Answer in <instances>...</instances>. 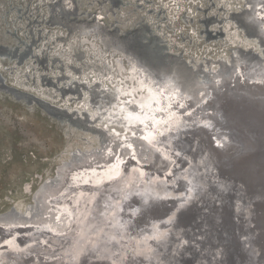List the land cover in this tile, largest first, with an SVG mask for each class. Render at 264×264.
Listing matches in <instances>:
<instances>
[{
	"label": "rangeland",
	"instance_id": "obj_1",
	"mask_svg": "<svg viewBox=\"0 0 264 264\" xmlns=\"http://www.w3.org/2000/svg\"><path fill=\"white\" fill-rule=\"evenodd\" d=\"M247 1L0 0V238L13 229L21 231L19 251L0 244L4 252L0 264L71 261L80 250L81 224L58 228L53 219L75 216L82 195L90 209L86 240L92 245L85 264H123L127 258L124 264H160L175 239L167 238L163 247L161 236L148 233L147 239V233H140L130 235L132 246L118 249L116 255L100 249L111 230L127 226L107 202L117 191L123 196L121 188L134 170L129 152L120 146L119 136L126 139L128 130L118 106L133 107L134 102L124 103L131 100L127 93L135 98L139 77L159 95L166 94V83L176 91L174 102L187 99L190 108L198 111L212 101L210 91L238 81L239 63L249 74H264V51L258 60L241 48H252L245 43L254 39L259 45L264 41L263 34L254 36L258 29L247 10V4L253 3ZM83 105L94 122L64 108ZM169 110L165 106L150 112L145 127L133 130L146 131L157 114L162 117ZM192 129L185 120L176 130V154L186 149L184 136ZM140 143L135 140L142 151ZM114 158L124 167V174L113 179L117 181H104L101 186L84 181L89 173L93 176L109 168ZM166 162L154 154H141L137 163L145 177L132 176L128 185L164 175L169 168ZM92 176L88 179H95ZM41 185L46 186L44 193L36 196ZM95 193L101 196L99 204L93 199ZM62 207L69 213L60 212ZM124 210L131 214L130 206ZM47 221L55 225L51 235L37 229ZM169 223L166 226L173 231Z\"/></svg>",
	"mask_w": 264,
	"mask_h": 264
},
{
	"label": "bare ground",
	"instance_id": "obj_2",
	"mask_svg": "<svg viewBox=\"0 0 264 264\" xmlns=\"http://www.w3.org/2000/svg\"><path fill=\"white\" fill-rule=\"evenodd\" d=\"M247 2L253 3L247 4V10L258 29L254 36L261 37V34L264 35V0H257L255 5L254 0ZM255 41L257 40L245 44H251L262 53L264 41L263 45ZM254 55L255 59H261L259 54L254 52ZM239 64L240 67L235 69V72L241 73V76L237 74L238 81L210 91L212 101L204 102L198 111L190 108L187 99L174 102L176 91L166 83V94L159 95L143 77H139L141 85L133 89L138 95L134 91L135 98H131V93H127L126 97L131 100L124 103L128 105L134 102L133 107L128 109L126 105L118 106L123 111L125 128L128 130L126 139L119 136L122 142L120 146H123V152H129L133 174L131 172L128 175L121 188L122 197L117 195V191L106 200L110 207L115 208L118 221H125L127 226L123 230H111L100 249L107 250L109 255H116L118 249L132 246L131 236L147 233L148 239L151 236L148 233H152L166 240L163 247L167 244V238L175 239L168 248L171 251L161 257L160 264H264V163L260 161V153L254 152L259 144L257 127L264 126V109L260 107L264 106V74H249L244 71L243 63ZM204 70L202 69L203 72ZM165 106L170 110L162 117L157 114L151 128L141 132L133 130L136 127H145L150 112ZM82 107L85 108V105ZM185 120L194 129L184 136L186 149L176 154V130ZM100 130L107 134L102 127ZM106 136L112 137L108 134ZM136 139L144 146L142 151L135 145ZM141 154L146 157L154 154L169 162V168L164 175L146 176V183L142 181L136 186L128 185L132 183V176L138 175L139 180L145 177L146 171L137 163ZM182 163L184 165L178 169ZM218 164L221 171L216 169ZM119 165V159L115 161L114 158L113 164L102 171L104 175H101L102 172L93 176L89 173L84 181L89 180V184L95 186H101L108 180L115 182L117 180L113 179L121 176L120 173L124 174V167ZM63 167L60 166V169ZM91 176L95 179H88ZM44 186L37 189L36 196L44 193ZM66 191L68 193L69 190ZM99 196L96 194L93 197L97 202L95 204L100 203ZM86 203L87 197L82 195L78 201L80 210L75 216L62 207L59 211L70 215L66 220L61 215L53 219L58 228L72 226V222L81 224L80 250L66 264H85V255L92 248L86 240L90 227V209ZM129 206L131 214L127 216L124 209ZM98 207L100 209L99 205ZM19 210L21 211L20 208ZM165 214H168V218ZM102 220L106 219L102 217ZM257 220L261 221L259 225L256 224ZM167 223L171 224L173 231L167 228ZM54 226L52 221H47L37 229L42 234L51 235ZM32 230L34 231L27 229L28 233ZM20 232L17 228L13 229L9 236L0 238V244L10 248V251H19L21 247L17 240ZM116 240L123 246L118 243L117 247ZM3 255L4 252L0 250V260ZM127 260L128 258L123 264Z\"/></svg>",
	"mask_w": 264,
	"mask_h": 264
},
{
	"label": "water",
	"instance_id": "obj_3",
	"mask_svg": "<svg viewBox=\"0 0 264 264\" xmlns=\"http://www.w3.org/2000/svg\"><path fill=\"white\" fill-rule=\"evenodd\" d=\"M241 48H243V49H245V50H252V52L254 53H256V54H259V56H261L260 55V53L258 52V51H255V49H254V47H248V48H245V47H241ZM260 107H262V109H264V106H260ZM65 108V110H67L68 112H74L75 114H80V113H82L83 115H85V117L87 118V120L89 121V120H94V118H92V116H90L89 114V112H87L86 111V109H84L83 107H81V109H78V108H74V107H64ZM71 108V109H70ZM260 126V127H259ZM259 127V128H258ZM258 127H257V129L259 130V136H258V139H259V144L255 147V149H254V152L255 153H260V155H261V159H260V161L261 162H263L264 163V126H262V125H258ZM99 129H101V127H98ZM104 132V131H103ZM106 132H107V130H106ZM107 134L108 135H110V133L109 132H107ZM120 151V150H119ZM125 151V150H124ZM166 163H168V162H166ZM219 169H220V166H219V164H218V166H217ZM216 167V168H217ZM220 171H221V169H220ZM215 202V201H214ZM261 221H259V220H257L256 221V224H258L259 225V223H260ZM93 264H98V263H93Z\"/></svg>",
	"mask_w": 264,
	"mask_h": 264
}]
</instances>
